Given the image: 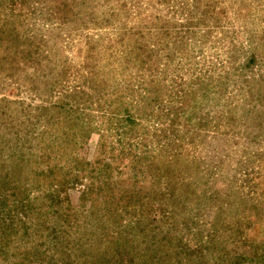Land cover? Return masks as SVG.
<instances>
[{
  "label": "rangeland",
  "instance_id": "obj_1",
  "mask_svg": "<svg viewBox=\"0 0 264 264\" xmlns=\"http://www.w3.org/2000/svg\"><path fill=\"white\" fill-rule=\"evenodd\" d=\"M0 264H264V0H0Z\"/></svg>",
  "mask_w": 264,
  "mask_h": 264
}]
</instances>
